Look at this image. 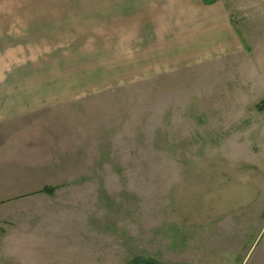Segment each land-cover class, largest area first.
Wrapping results in <instances>:
<instances>
[{"label": "rangeland", "instance_id": "374dc122", "mask_svg": "<svg viewBox=\"0 0 264 264\" xmlns=\"http://www.w3.org/2000/svg\"><path fill=\"white\" fill-rule=\"evenodd\" d=\"M218 1L241 39L210 57L113 59L0 27V82L46 88L20 93L98 136L79 140L76 193L4 213L0 264H264V0Z\"/></svg>", "mask_w": 264, "mask_h": 264}, {"label": "crops", "instance_id": "0c3cea01", "mask_svg": "<svg viewBox=\"0 0 264 264\" xmlns=\"http://www.w3.org/2000/svg\"><path fill=\"white\" fill-rule=\"evenodd\" d=\"M61 22L76 25L66 26L71 34L56 33ZM0 23L12 28L7 33L17 42L102 43L113 59H190L238 49L229 10L220 1L0 0ZM3 36L0 40L8 42ZM37 90L46 88L0 82V220L27 199L49 201L61 191L76 193L82 150L90 145L79 140L98 137L53 121L63 115L52 113L57 101L20 93ZM44 187L54 191L46 193ZM56 211L47 231L64 215Z\"/></svg>", "mask_w": 264, "mask_h": 264}, {"label": "trees", "instance_id": "16d2710c", "mask_svg": "<svg viewBox=\"0 0 264 264\" xmlns=\"http://www.w3.org/2000/svg\"><path fill=\"white\" fill-rule=\"evenodd\" d=\"M218 0H202L204 4H212L215 3ZM237 35L240 37L239 32L236 30ZM262 105H264V101L261 102ZM42 191L51 194L54 191V187H44ZM127 264H162L160 261L151 258V257H145V256H134L132 257Z\"/></svg>", "mask_w": 264, "mask_h": 264}]
</instances>
